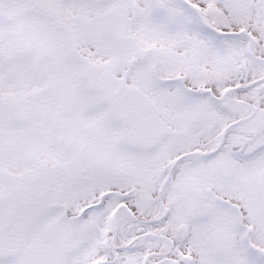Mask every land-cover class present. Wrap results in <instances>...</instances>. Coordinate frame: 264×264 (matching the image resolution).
<instances>
[{
  "label": "snow or ice",
  "instance_id": "6c2138e0",
  "mask_svg": "<svg viewBox=\"0 0 264 264\" xmlns=\"http://www.w3.org/2000/svg\"><path fill=\"white\" fill-rule=\"evenodd\" d=\"M0 264H264V0H0Z\"/></svg>",
  "mask_w": 264,
  "mask_h": 264
}]
</instances>
